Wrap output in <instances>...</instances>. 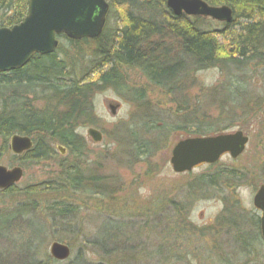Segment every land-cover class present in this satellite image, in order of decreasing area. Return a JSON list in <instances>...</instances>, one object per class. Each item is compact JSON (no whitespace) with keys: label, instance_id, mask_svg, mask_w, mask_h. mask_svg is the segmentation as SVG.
<instances>
[{"label":"rangeland","instance_id":"rangeland-1","mask_svg":"<svg viewBox=\"0 0 264 264\" xmlns=\"http://www.w3.org/2000/svg\"><path fill=\"white\" fill-rule=\"evenodd\" d=\"M119 25L116 18L108 16V31H114ZM223 26L224 23L203 19L201 28L216 31L223 29ZM59 43L66 51L70 48L62 38ZM89 52L88 49L83 50L85 59L90 56ZM86 66L83 63L75 71L78 77L86 73ZM260 69L250 67L248 72L252 74L249 80H245L243 89L246 92L234 103L235 112L230 111L229 107L227 111L221 110L214 102L209 105L206 97L202 98L206 115L218 118L216 121L224 119L220 126L214 128L220 127V132L226 133L242 131L249 138L242 155L237 159L224 155L216 167L205 164L191 172L176 174L170 158L175 144L189 138L188 131L191 130L189 127L185 128L186 131L182 129L186 111L180 110L179 100L185 98L191 108L198 107L201 93L220 87V84L231 85L238 79L235 72L224 77L217 69L191 72L183 91L175 93L152 87L138 69L129 68L122 73L128 89L137 94L145 93L144 102L155 108L160 121L158 125L163 124L166 129H171L165 130L160 149L146 157L131 158L129 143L121 141L123 133L132 124L131 115L136 112L135 104L138 102L133 103L122 92L106 86L94 87L89 96L92 124L79 123L75 127V134L81 141V144H75V152L67 149L61 155L54 143L55 155L34 163L15 159L5 144L0 165L8 169L19 166L23 170L21 180L15 185L17 190L43 184L58 187L63 184L61 182L57 186L62 171L72 167H77L87 182L89 177L95 180L88 191L74 192L69 188V191L32 197L31 203H35L36 208L27 217L32 221L22 219L21 227L19 225V229L7 234L5 240L0 242V257L7 250L10 258L14 259L22 253L19 250L23 243L34 240V245L39 246L36 259L41 262H47L50 257V245L59 242L70 248L69 261L80 253L89 264H119L117 258L120 260L131 256V264H264L261 214L253 206L256 190L264 185V174L260 169L264 164V76ZM136 97L135 94L131 95L132 99ZM31 98H34L36 107L44 104L37 92ZM230 99L231 95L226 91L218 97L219 101ZM248 102L246 107L245 103ZM110 104L118 106L115 115L111 114ZM89 127L101 132L102 140L99 143L88 136ZM220 167L241 169L248 176L244 184L236 186L234 190L208 187L194 190L193 183L197 178L204 176L207 179ZM19 200L24 201L19 196L0 195V211L11 209ZM179 202L183 203V207L180 204L179 209L175 208L174 204ZM54 205L60 208L69 205L75 211L62 219L48 209ZM229 210L235 215L227 218V223L225 220L221 222L220 219L226 218ZM29 221L30 225L27 226L25 223ZM125 238H130L133 243L132 246L128 245L131 255L123 249L117 254L116 251L110 252L111 256L107 257L101 248L93 246L94 241L99 244L103 241L106 244L104 250H112Z\"/></svg>","mask_w":264,"mask_h":264},{"label":"trees","instance_id":"trees-1","mask_svg":"<svg viewBox=\"0 0 264 264\" xmlns=\"http://www.w3.org/2000/svg\"><path fill=\"white\" fill-rule=\"evenodd\" d=\"M105 1L109 5L107 18H116L120 23L114 31H108L105 24L96 39L74 41L59 36L58 39L68 42L70 48L67 51L59 43L53 53L35 54L24 67L0 73V138L6 142L10 136L19 134L29 136L33 141L32 149L22 157H14L15 159L34 163L49 159L56 153L52 147L54 143L69 149L71 153L75 152V144H81L75 134V127L79 123L92 124L88 99L94 87L100 86L112 87L129 97L133 103H139L135 104L136 112L130 119L132 124L121 139L124 143H129L132 152L130 157H146L160 149L165 130L171 129H166L163 124L158 125L160 121L155 108L144 102L145 93L137 94L128 89L122 73L129 68L140 70L152 87L169 93L183 91L191 72L217 69L224 77L234 72L238 75V79L231 85L220 84L218 88L201 93V99L197 101L198 107L191 108L185 98L179 100L180 110L186 111L182 129H191L188 137H207L222 133L220 127H214L220 126L224 119L216 121L218 118L213 119L205 114L203 97H206L209 105L214 102L221 110L227 111L229 107L230 111L235 112L234 103L246 92L243 87L245 80H249L252 74L248 72L250 67H261L264 76V0H203L210 6L226 5L232 10V21L224 23L223 29L216 31L201 28L203 19L208 18L195 17L193 20L185 15H174L166 6L165 0ZM27 12L28 0H0V27L10 28L19 24ZM84 49L90 51L88 59L83 56ZM83 63L87 64L84 70L86 73L78 77L75 71ZM223 91L231 95L229 101L218 100ZM35 92L44 103L41 107H36L34 98H31ZM133 94L137 96L134 99L131 98ZM247 105L249 102L245 103L246 107ZM195 112L199 113L194 114ZM212 165L218 166L217 163ZM260 169L264 174V164ZM61 175L57 186L61 182L63 184L58 187L43 184L28 186L22 190H17L16 186L8 189L5 195L19 196L24 201L19 200L11 209L0 211V242L5 240L9 232L15 231L22 219L27 218L36 208L35 203H31L32 197L49 192L60 193L67 189L69 191V188L74 192L88 191L95 180L89 177L87 182L77 167L66 168ZM247 176L241 169L216 168L207 179L204 176L197 178L193 183L194 190L207 187L214 190H234L236 186L244 184ZM174 207L179 209L178 204H174ZM48 209L62 219L75 211L69 205L64 208L54 205ZM234 215L229 210L226 218L220 221L225 220L227 223L226 219ZM30 221L25 224L30 225ZM33 242L35 241L23 243L19 250L22 253L14 259L4 249L0 264H89L80 253L73 261H69V258L60 262L51 256L47 262L38 261L36 256L39 254V246L36 247ZM94 244L109 257L110 252L116 251L117 254L119 251L123 252V249L131 255L128 245L132 246L133 243L130 238H125L112 250H104L106 244L103 241L100 244L94 241ZM131 258L132 256L116 260L119 264H131Z\"/></svg>","mask_w":264,"mask_h":264},{"label":"water","instance_id":"water-1","mask_svg":"<svg viewBox=\"0 0 264 264\" xmlns=\"http://www.w3.org/2000/svg\"><path fill=\"white\" fill-rule=\"evenodd\" d=\"M174 15L208 18L220 23H230L231 9L226 5L210 6L203 0H165ZM109 5L105 0H28V12L19 24L0 27V73H9L27 65L35 54L53 53L59 44L58 36L74 41L96 39L102 33ZM117 105L110 104L112 115ZM95 143L102 140V134L94 128L87 130ZM248 136L242 131L222 133L207 137H189L175 144L171 152L170 164L176 174L191 172L201 164H215L228 154L237 159L246 149ZM31 137L14 134L9 139V150L14 155H22L31 150ZM56 149L61 155L65 150ZM23 176L21 167L8 169L0 165V189L17 184ZM253 206L261 212L260 230L264 240V185L253 197ZM50 256L56 261H66L71 256L70 248L63 243L53 242Z\"/></svg>","mask_w":264,"mask_h":264},{"label":"flooded vegetation","instance_id":"flooded-vegetation-1","mask_svg":"<svg viewBox=\"0 0 264 264\" xmlns=\"http://www.w3.org/2000/svg\"><path fill=\"white\" fill-rule=\"evenodd\" d=\"M232 11V10H231ZM173 13V12H172ZM89 128H92V127H89ZM88 128V129H89ZM87 129V130H88ZM95 129V128H94ZM222 133H226V132H222ZM222 133H220V134H222ZM11 137V136H10ZM10 137H9V139H10ZM9 139L6 141V142H4L1 138H0V140H2V145H4V147H5V144H7V150L8 151H10L9 150ZM33 142V141H32ZM2 145H0V150L2 151V149H1V146ZM57 146H61V145H57ZM61 147H63V146H61ZM64 148V147H63ZM57 150V149H56ZM64 150H65V153H66V151H67V148H64ZM58 151V150H57ZM11 152V151H10ZM26 153V152H25ZM25 153H23V154H25ZM22 154V155H23ZM11 155H12V157H16V158H18V157H22V155H14L12 152H11ZM225 155H228V154H225ZM0 156H1V154H0ZM224 156V155H223ZM205 164H201V165H198L197 167H195V169L196 168H198V167H201V166H204ZM14 167H18V166H14ZM14 167H11V168H14ZM10 168V169H11ZM16 185V184H15ZM15 185H12V186H15ZM12 186H10L9 188H7V189H4V190H1L0 189V195H3V194H5L7 191H8V189H10ZM225 203V202H224ZM175 204H177V203H175ZM181 204V205H180ZM178 205H180V206H182L183 205V203L182 202H179V204ZM233 206H235V204H232ZM260 212V211H259ZM260 214H261V212H260Z\"/></svg>","mask_w":264,"mask_h":264}]
</instances>
